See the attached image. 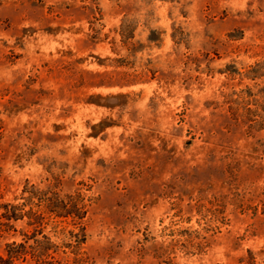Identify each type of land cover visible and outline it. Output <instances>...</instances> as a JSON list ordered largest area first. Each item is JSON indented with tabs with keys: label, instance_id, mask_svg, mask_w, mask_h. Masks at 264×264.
<instances>
[{
	"label": "rangeland",
	"instance_id": "374dc122",
	"mask_svg": "<svg viewBox=\"0 0 264 264\" xmlns=\"http://www.w3.org/2000/svg\"><path fill=\"white\" fill-rule=\"evenodd\" d=\"M5 204L2 256L264 264V0H0Z\"/></svg>",
	"mask_w": 264,
	"mask_h": 264
},
{
	"label": "trees",
	"instance_id": "16d2710c",
	"mask_svg": "<svg viewBox=\"0 0 264 264\" xmlns=\"http://www.w3.org/2000/svg\"><path fill=\"white\" fill-rule=\"evenodd\" d=\"M39 202H45L46 208L49 212L56 214L57 216H68L74 214L76 210L69 209L66 207L67 204L73 203L74 198H70L69 202H66L59 198L57 194L51 198L37 197ZM4 209L3 213L0 215V233L11 228V221H17L22 218L23 214L19 212L18 206L5 204L2 205ZM74 210V211H73ZM78 216L79 213H75ZM29 218V225L34 223L40 224L43 217L41 214H36V212L27 213ZM80 218V217H78ZM36 232V233H35ZM35 232L28 239H33V245H26L25 243H8L5 247L6 256L0 255V264H21L26 261V255L29 254L35 264H54L53 261L46 260L49 257V250L55 249L56 246L51 244L50 240L46 236H42L44 240L39 241L35 239L36 234H42L41 231Z\"/></svg>",
	"mask_w": 264,
	"mask_h": 264
}]
</instances>
